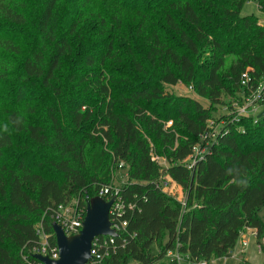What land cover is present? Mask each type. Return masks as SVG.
<instances>
[{
	"label": "trees",
	"instance_id": "1",
	"mask_svg": "<svg viewBox=\"0 0 264 264\" xmlns=\"http://www.w3.org/2000/svg\"><path fill=\"white\" fill-rule=\"evenodd\" d=\"M249 1L0 0V264H23L40 225L56 244L58 206H86L122 163L121 197L135 208L102 264H178L166 257L178 243L210 264L244 230L264 239V115L212 116L264 79ZM180 83L209 107L168 90ZM212 119L227 133L189 170ZM165 176L184 188L185 209L161 189Z\"/></svg>",
	"mask_w": 264,
	"mask_h": 264
},
{
	"label": "built area",
	"instance_id": "2",
	"mask_svg": "<svg viewBox=\"0 0 264 264\" xmlns=\"http://www.w3.org/2000/svg\"><path fill=\"white\" fill-rule=\"evenodd\" d=\"M259 0H250L249 2ZM259 6V5H258ZM260 9V7H259ZM259 25L264 28V14L263 18L259 19ZM251 78L249 73H245L242 75L241 83L242 86L246 87L247 89H251L250 83ZM192 89V87H191ZM251 96H244L242 102L234 101L231 106H226L225 110L226 113L224 115H228V117L232 118L231 122L235 120H239L242 117H253L255 122L258 121L260 115L264 111L261 104L262 101L264 103V79L259 83L256 89L251 91ZM227 120H222L221 122H217L216 120L212 119L208 122V128L204 134L200 136V142L194 149L193 155L190 157V160L187 163V167L189 170H192L196 167V165L207 159V156L212 151V146L214 143H217L219 140L220 135L227 133L225 130V124ZM154 161L160 164V158L154 157ZM164 160V159H163ZM161 165V164H160ZM124 164H121V168ZM167 168V166H165ZM160 183V187L163 192L166 193L165 188L169 186V181L173 184L171 186V190L174 186H178L176 182H174L170 177L164 179L162 177ZM120 188H115L114 185L110 187H103L100 190L99 196L107 199L106 201H110L115 199L114 204L112 205L110 211V220L112 222V229L118 233L126 232L128 227V221L125 219L127 212L133 211L135 205L129 204L128 206L125 205L124 200L121 197ZM90 198L86 199V206L81 204H72V205H60L52 214L53 223H57L65 232L68 237L76 236L80 234L81 230L83 229V223L87 214V206L90 202ZM184 209L186 208V201H181ZM38 234V242L33 247V249L29 252V254L22 253V262L23 264H44L43 262L36 259V256L40 255L43 257H48L52 260L59 259V248L57 243L54 244L51 242L50 235H48L43 227L40 225L37 229ZM249 234L251 237L257 239L258 234L257 230H249ZM117 237L111 236H100L93 240L92 246V259L87 264H102L106 259L110 258L112 255H115L118 246H117ZM241 246L246 248L250 244V238L246 240L245 233L242 231L240 236ZM181 245L178 243L176 249H171L167 252L166 257L171 260L172 262H176L178 264H208L207 262H194L190 258L189 255H185L180 252ZM261 250V249H260ZM33 257V259L31 258ZM232 257V253H231ZM226 259V258H223ZM216 259L212 260L213 263ZM221 260V259H219ZM210 263V264H211ZM137 264V263H132Z\"/></svg>",
	"mask_w": 264,
	"mask_h": 264
},
{
	"label": "water",
	"instance_id": "3",
	"mask_svg": "<svg viewBox=\"0 0 264 264\" xmlns=\"http://www.w3.org/2000/svg\"><path fill=\"white\" fill-rule=\"evenodd\" d=\"M264 111L260 115L263 116ZM115 199L106 201L100 196L92 198L87 206V214L80 234L68 237L63 229L53 223L52 228L59 248V259L36 256L44 264H87L92 259L93 240L100 236L118 237L112 229L110 211Z\"/></svg>",
	"mask_w": 264,
	"mask_h": 264
},
{
	"label": "rangeland",
	"instance_id": "4",
	"mask_svg": "<svg viewBox=\"0 0 264 264\" xmlns=\"http://www.w3.org/2000/svg\"><path fill=\"white\" fill-rule=\"evenodd\" d=\"M243 16H255L259 19L263 18V13L260 11L258 2L257 1H252L248 2L245 4L243 11H242ZM133 25V24H132ZM130 24V26L132 27ZM168 90L172 93H175L178 96H186V97H192L200 101L204 106L209 107V103L200 97H197L194 93L193 90L191 89L190 86L185 85V84H178L177 86L174 87H169ZM4 93H0V102H2ZM228 101V98L225 100ZM227 105H221L217 106V110L212 113L213 118L216 116L219 117L221 115H224L226 113L225 107ZM1 108H3V105L0 104V120L2 119V111ZM160 166L163 168H166L165 166L168 167V162L164 159L160 160ZM165 175V172H164ZM115 182H114V187L115 188H120L123 186L124 183L128 181V171L126 166L124 165L122 168L120 166L119 169L116 170L115 172ZM164 179L167 178V176L163 177ZM173 184L169 181V186L165 188L166 193L175 199H178L179 201H186V192L184 188L181 186H174L173 189L171 190V186ZM262 218L264 220V212L262 213ZM246 240L249 239V237L245 236ZM241 240V239H240ZM239 240V243L232 252V257L226 258V259H221V260H215L211 264H245L247 263L246 261L250 262V264H264V239L261 240V242H257L255 238L250 237V244L248 247L243 248L241 246V242ZM261 249V250H260ZM152 251L154 254H157L158 249L157 246L154 245L152 248ZM243 251V252H242Z\"/></svg>",
	"mask_w": 264,
	"mask_h": 264
},
{
	"label": "crops",
	"instance_id": "5",
	"mask_svg": "<svg viewBox=\"0 0 264 264\" xmlns=\"http://www.w3.org/2000/svg\"><path fill=\"white\" fill-rule=\"evenodd\" d=\"M249 230H250V229H247V230H244L243 232L245 233V236H247V237L250 238L251 236H250V234H249ZM256 241L258 242V239H256ZM242 252H243V251H242ZM246 262H247L248 264H250V262H248V261H246Z\"/></svg>",
	"mask_w": 264,
	"mask_h": 264
}]
</instances>
